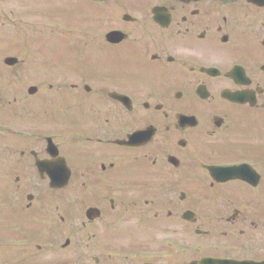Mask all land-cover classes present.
Instances as JSON below:
<instances>
[{
	"label": "flooded vegetation",
	"instance_id": "af4514ba",
	"mask_svg": "<svg viewBox=\"0 0 264 264\" xmlns=\"http://www.w3.org/2000/svg\"><path fill=\"white\" fill-rule=\"evenodd\" d=\"M1 25L91 63H0V264H264V0H0Z\"/></svg>",
	"mask_w": 264,
	"mask_h": 264
},
{
	"label": "rangeland",
	"instance_id": "374dc122",
	"mask_svg": "<svg viewBox=\"0 0 264 264\" xmlns=\"http://www.w3.org/2000/svg\"><path fill=\"white\" fill-rule=\"evenodd\" d=\"M0 27V63H2V55H3V44L4 46L7 45V48L9 49V52L11 54L19 55L21 59H24L26 61L27 67H35L34 70H38V67H71L69 74L71 70L75 67H90L91 61L88 62V57L86 56H78V57H72L71 55L65 54L63 52H60V56H55V54L47 49L46 46L43 48V55L38 54L37 56L34 55L35 51L31 48V39L28 38L27 35H22L19 37H14L13 39H9L8 34L5 32V29H3V25ZM17 29H13V31H16ZM21 31L23 30L20 29ZM4 31V32H2ZM1 36L5 39H1ZM27 38V39H24ZM16 42H22V45L28 51L27 53L21 54L18 49H16ZM52 43V40L50 41ZM7 43V44H6ZM38 42H36V45ZM50 47V44H48ZM5 54V53H4ZM98 59V58H97ZM100 60V59H98ZM65 68H63L64 70ZM69 69V68H66ZM77 69V68H76ZM0 70H2L0 66ZM21 95V93H20ZM2 107V106H1ZM2 138H0V141L5 140V135H1ZM1 148L3 149V146L1 145ZM18 223L21 225L22 229H19V233L24 235L26 238L29 239V241L32 240L35 244L44 241V229L40 226V222L37 220V217L35 214H29L27 217H24L22 220L18 221ZM13 220L7 219L6 225L12 226ZM31 239V240H30ZM85 237L83 238L82 246L84 245ZM34 247V246H33ZM35 248V247H34ZM36 249V248H35ZM44 258L41 257L37 260H35V264H45Z\"/></svg>",
	"mask_w": 264,
	"mask_h": 264
},
{
	"label": "water",
	"instance_id": "95a60500",
	"mask_svg": "<svg viewBox=\"0 0 264 264\" xmlns=\"http://www.w3.org/2000/svg\"><path fill=\"white\" fill-rule=\"evenodd\" d=\"M50 186L53 188V187L56 186V185L52 183V184H50Z\"/></svg>",
	"mask_w": 264,
	"mask_h": 264
}]
</instances>
